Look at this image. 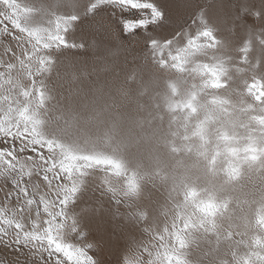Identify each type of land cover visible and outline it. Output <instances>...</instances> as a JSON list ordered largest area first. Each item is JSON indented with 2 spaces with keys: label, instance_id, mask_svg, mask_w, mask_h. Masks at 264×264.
I'll return each mask as SVG.
<instances>
[{
  "label": "snow or ice",
  "instance_id": "obj_1",
  "mask_svg": "<svg viewBox=\"0 0 264 264\" xmlns=\"http://www.w3.org/2000/svg\"><path fill=\"white\" fill-rule=\"evenodd\" d=\"M0 9V264H264V0Z\"/></svg>",
  "mask_w": 264,
  "mask_h": 264
},
{
  "label": "rangeland",
  "instance_id": "obj_2",
  "mask_svg": "<svg viewBox=\"0 0 264 264\" xmlns=\"http://www.w3.org/2000/svg\"><path fill=\"white\" fill-rule=\"evenodd\" d=\"M51 2H52V0H17V3H20L22 7L25 6V5H27V6H39L41 3H51ZM0 10H2V9H0ZM2 51H3V49H2V47H0V52H2ZM234 54H235V55H239L238 53H234ZM0 70H2V69H0ZM4 146H5V145L0 144V147H4ZM29 155H31V153H29ZM100 175H101L100 173H97V174H96V177H97V178H96L95 183H96L97 185H98L99 182H100V181H99V176H100ZM2 196H3V194H2V192H0V203L3 202V200H2ZM97 198H100V189H98V188H96V187L94 186V187H93V190H90V191H88V192L85 194L83 200L81 201V204H82L83 206H89V205H92V204L95 203V200H96ZM104 199H107V198L105 197ZM158 199L160 200L161 203H163V196H162V195H159V196H158ZM13 204H15V201H13ZM106 206H107V205H106ZM121 210L123 211V209H121ZM136 238H137L138 240H143L144 242H148V241L150 240V237H149L147 234H145V233H140V232H138V233L136 234ZM91 254L95 255V253H91ZM196 256H197V253L195 252V250H193V254H192V257H191V258H192V259H195ZM0 257L6 258V259H8V260H15V259H16V255H15L14 252H12L11 249L0 250ZM105 259L111 261V260L114 259V257H113V255H111V254H109V253H105Z\"/></svg>",
  "mask_w": 264,
  "mask_h": 264
},
{
  "label": "clouds",
  "instance_id": "obj_3",
  "mask_svg": "<svg viewBox=\"0 0 264 264\" xmlns=\"http://www.w3.org/2000/svg\"><path fill=\"white\" fill-rule=\"evenodd\" d=\"M77 108H79V105H77Z\"/></svg>",
  "mask_w": 264,
  "mask_h": 264
}]
</instances>
